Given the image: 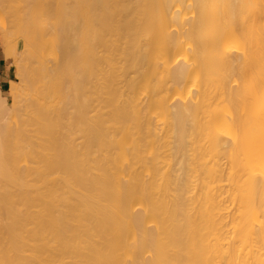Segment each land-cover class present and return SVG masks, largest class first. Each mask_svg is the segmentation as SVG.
Listing matches in <instances>:
<instances>
[{
	"label": "bare ground",
	"instance_id": "6f19581e",
	"mask_svg": "<svg viewBox=\"0 0 264 264\" xmlns=\"http://www.w3.org/2000/svg\"><path fill=\"white\" fill-rule=\"evenodd\" d=\"M0 42V264H264V0H0Z\"/></svg>",
	"mask_w": 264,
	"mask_h": 264
},
{
	"label": "crops",
	"instance_id": "0c3cea01",
	"mask_svg": "<svg viewBox=\"0 0 264 264\" xmlns=\"http://www.w3.org/2000/svg\"><path fill=\"white\" fill-rule=\"evenodd\" d=\"M16 72L17 68L13 62L12 53L4 49L0 42V99L10 101V87L17 80Z\"/></svg>",
	"mask_w": 264,
	"mask_h": 264
}]
</instances>
